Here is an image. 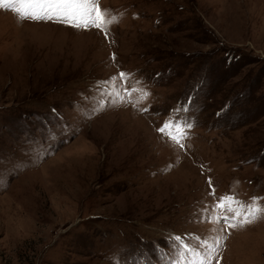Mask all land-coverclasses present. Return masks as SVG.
I'll return each mask as SVG.
<instances>
[{
  "label": "rangeland",
  "instance_id": "374dc122",
  "mask_svg": "<svg viewBox=\"0 0 264 264\" xmlns=\"http://www.w3.org/2000/svg\"><path fill=\"white\" fill-rule=\"evenodd\" d=\"M98 2L0 9V264H264V0Z\"/></svg>",
  "mask_w": 264,
  "mask_h": 264
},
{
  "label": "snow or ice",
  "instance_id": "6c2138e0",
  "mask_svg": "<svg viewBox=\"0 0 264 264\" xmlns=\"http://www.w3.org/2000/svg\"><path fill=\"white\" fill-rule=\"evenodd\" d=\"M0 9L12 10L21 20H44L62 23L76 29L88 30L95 28L107 31V26L116 21L115 16H109V13L102 9L98 0H0ZM126 73H120L119 78L123 79ZM113 81L115 77L111 78ZM102 83H109L108 81ZM171 129H175L177 134H173ZM162 135L169 137L173 142L181 147V139L184 135L183 127L176 121L169 120L157 129ZM209 186L212 181H208ZM214 194V191H213ZM224 201H232V197H224ZM219 208H225V203L217 205ZM231 210V209H229ZM257 215H264V207L249 206L247 213L240 219L239 224L251 223ZM239 216L238 213L233 214V218ZM226 222L229 217L223 218ZM229 227L235 228L238 225L231 223ZM177 245L180 244L182 237H172ZM215 249L209 246V258L201 260L200 264H211V254ZM174 264H184V257L180 254V259ZM218 264V262H217Z\"/></svg>",
  "mask_w": 264,
  "mask_h": 264
}]
</instances>
